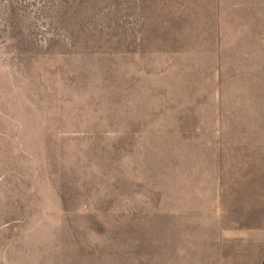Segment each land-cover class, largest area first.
Here are the masks:
<instances>
[{
	"label": "rangeland",
	"instance_id": "374dc122",
	"mask_svg": "<svg viewBox=\"0 0 264 264\" xmlns=\"http://www.w3.org/2000/svg\"><path fill=\"white\" fill-rule=\"evenodd\" d=\"M0 264H264V0H0Z\"/></svg>",
	"mask_w": 264,
	"mask_h": 264
}]
</instances>
